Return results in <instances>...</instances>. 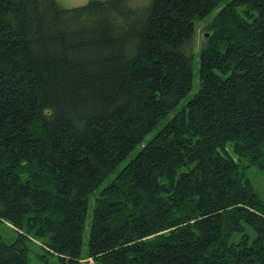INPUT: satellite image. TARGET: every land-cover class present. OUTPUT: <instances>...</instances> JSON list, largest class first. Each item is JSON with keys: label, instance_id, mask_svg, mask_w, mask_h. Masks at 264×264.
<instances>
[{"label": "trees", "instance_id": "trees-1", "mask_svg": "<svg viewBox=\"0 0 264 264\" xmlns=\"http://www.w3.org/2000/svg\"><path fill=\"white\" fill-rule=\"evenodd\" d=\"M251 168L264 0H0V264H264Z\"/></svg>", "mask_w": 264, "mask_h": 264}, {"label": "rangeland", "instance_id": "rangeland-1", "mask_svg": "<svg viewBox=\"0 0 264 264\" xmlns=\"http://www.w3.org/2000/svg\"><path fill=\"white\" fill-rule=\"evenodd\" d=\"M57 3L63 7H75V6H80L83 5L85 3H87L89 0H56ZM149 2V0H128V4L132 7V8H141L143 6H145L147 3ZM205 24L204 23H198V27H197V35H196V39H195V43H194V50L196 51L199 46L202 44L203 41V34L206 32V30L204 29ZM194 74H195V79L197 78L198 75V62L196 59V55H195V64H194V68H193ZM196 85V82H195ZM193 91H191L179 104V106L181 104H183L186 99L188 98V96H190V94H192ZM138 148H134L131 153L127 156V158L123 161V163H125L127 160H129L130 158H132L136 152H137ZM249 176L250 179L255 187V189L260 193V195L263 197L264 199V172H259L254 170L253 168H251L250 172H249ZM105 184V182L103 184L100 185L99 188H101L103 185ZM92 207H93V201L90 200L89 201V205H88V210H87V215H86V221H85V230H84V235H83V243L86 242V238H87V233H88V229H89V224H90V220H91V212H92ZM0 234L3 238L5 239H11V237H13V232L12 230L4 225V224H0ZM37 245H35L36 247ZM31 261H33L32 257ZM90 261V260H89Z\"/></svg>", "mask_w": 264, "mask_h": 264}]
</instances>
